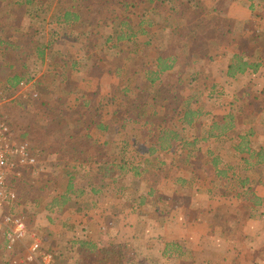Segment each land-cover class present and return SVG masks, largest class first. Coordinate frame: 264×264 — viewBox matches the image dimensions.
Wrapping results in <instances>:
<instances>
[{
	"label": "trees",
	"instance_id": "obj_1",
	"mask_svg": "<svg viewBox=\"0 0 264 264\" xmlns=\"http://www.w3.org/2000/svg\"><path fill=\"white\" fill-rule=\"evenodd\" d=\"M195 1L0 0V84L3 91L8 96H13L21 81L29 84L32 82V76L37 75L34 70L36 65H47L48 70L37 78V84L46 90L51 86L49 96L58 92L59 99L62 96L80 95L76 97L79 103L74 111L62 110L54 104L49 109L48 102L38 95L36 98L15 97L5 107L6 111L10 110L21 117L10 123L14 139L28 140L37 152V157H55L64 165L61 173V178L65 180L64 188L46 204V209L61 213L67 206L81 202L84 193L74 184L80 171L89 165L95 170L93 179L96 187L90 190V208H93L99 201L95 199L96 196L104 189L118 186L126 193L128 186L124 181L128 174L142 177L162 163L164 154L173 149L175 154L185 152L186 158L195 157V160L200 158L201 153V158L213 169L217 180L232 185L233 196L238 201L239 208L251 218L262 215L263 199L256 190L264 183V147L256 148L251 139L258 129L264 132V90L255 96L261 113L257 121L250 120L249 124L238 129L236 121L241 117L239 103L250 96L248 88L238 91L228 103H224L222 91L215 90L214 84L207 86L208 82L202 80V74L191 73L186 79V71L180 69L176 72V84H165L162 80L164 74L176 71L178 65L196 62L192 61L193 56L197 60L209 59L207 52L211 47L233 46L230 34H226L228 26H223L222 21L214 29L207 24L200 35L193 37H189L183 30H177V20L187 18L186 13ZM163 11L166 13L164 20H155ZM166 27L174 35L175 41H184L182 50L185 57L174 49L173 36H169V44L165 49L159 48L157 42L152 41L154 29L163 33ZM57 39L72 41L78 49L76 57L72 53L68 54L69 49L66 47L54 49L53 41ZM244 41L255 44V50L263 51L264 32L253 33ZM188 44L193 45V48L189 50ZM251 47L253 48L252 45ZM258 53L251 55L246 51L230 52L225 70L226 78L237 80L248 74L259 73L264 68V58ZM115 54L124 58L123 66L115 72L116 78L121 80L116 93L122 95L124 101L114 108L113 104H109L112 106L109 110L107 98L101 95L99 88L94 91H79L74 86L73 79L81 73H84L87 80L100 78L104 70H109L101 67L99 61L103 62L107 56ZM156 85H162V90L157 99L150 101L148 89ZM31 89H34L32 85ZM203 97L217 102L222 100L225 114L219 119L210 120L212 115L205 109ZM131 98L134 101L132 113L120 116L123 118L121 128L136 126L145 134L144 140L148 145L144 146V152L149 159H141L142 163L139 164L119 160L114 155L115 146L109 142L110 138L101 141L95 133L98 131L111 137L115 129L111 122L112 116L117 117L120 106ZM149 106L152 110L150 115L141 112L144 107ZM43 109H47L49 113L45 114ZM80 110L99 111L105 115L104 118L102 115L99 118L102 120L93 121L87 117L82 118L84 112L79 114ZM124 112L122 110V114ZM225 140L234 143L232 151L238 159L235 164L223 162L219 149L211 147L212 144ZM125 147L132 149L124 144L121 152L116 154H124ZM258 168L261 171L256 173ZM43 171L39 165L31 179H9L10 189L18 196L8 211L10 214L20 216L17 207L23 204L19 197L21 188H28L23 192L31 194L34 201H38L42 188L33 194V186L26 184ZM41 181L45 187L51 183L47 179ZM230 190L228 189L229 193ZM153 194L151 192L149 197ZM142 201L145 202L146 198ZM63 226L67 227V224ZM68 227L69 230H75L74 223H70ZM66 244L68 245L62 248L61 244L53 240L49 244L41 242L43 250L53 255L55 264L133 263L129 252L132 249L127 251V246L122 243L98 245L97 241L84 235L83 238L73 236ZM174 245L171 246L177 247ZM169 246L170 244H166L163 255L167 253L166 248ZM17 253V250L13 251L12 255Z\"/></svg>",
	"mask_w": 264,
	"mask_h": 264
},
{
	"label": "rangeland",
	"instance_id": "obj_2",
	"mask_svg": "<svg viewBox=\"0 0 264 264\" xmlns=\"http://www.w3.org/2000/svg\"><path fill=\"white\" fill-rule=\"evenodd\" d=\"M11 1L12 0H7V2ZM249 1L250 0H196L194 5L191 6L190 11L186 13L187 18L177 20V30H183L189 37H193L198 34L200 35L207 24H210L212 29H214V26L217 27V23L222 21L223 26H228V32L226 34H230L232 38L231 41L233 42L231 44H233V46L230 47L229 45H224L222 47H211L210 51L207 52L209 59L197 60L196 57L193 56L192 61L196 60V62L178 65L176 71L166 73L162 77L165 84L174 85L177 83L178 79L176 73L177 70H185L187 73L185 75L186 79L191 73L202 74L204 77L202 80H207L208 82L207 86L214 84L216 86L215 90L222 91L224 94L222 98L224 103H228L232 96L238 91L248 88L250 96L239 103L241 117H238L239 119L236 121L238 129H242L244 125L249 124L250 120L257 121L261 113L255 96H258V94L264 90V68H262L257 74H248L237 80H228L225 76V70L228 64V54L230 52L246 51L251 55L259 52L258 54L264 58V49H262L263 51H260V49L255 50V44L253 45L252 43L244 41L247 37L252 36L253 33L264 32V2L263 0V3L261 0H254V6L256 9L249 10ZM169 14L172 16V13ZM165 16L166 13L163 11L155 20H160L162 22ZM73 29L75 30L76 28L74 27ZM152 33L154 34L152 41L157 42L158 47L161 49L167 48V45L169 44V36H173L172 42L175 41L174 35L167 27L163 30V33L160 32V30L158 31V29H154V32ZM183 43L184 41L182 43L175 41L173 44L176 52L180 56L185 57V53L182 50ZM56 46L58 48L65 46L75 57L78 53L76 45L71 42L63 41ZM192 48L193 45H189V50ZM77 58L82 59L80 56H77ZM123 59L122 56L115 54L113 56H107L103 62L99 61L100 66L106 67L109 72L104 70L103 75L98 78V80H94L93 86L90 87L93 89L99 87L102 96L107 98L106 103H108V106L109 104H113V108L117 107L118 103L124 101L122 95L116 93L121 80L117 79L115 76L116 70L123 66ZM34 70L37 72V75L32 76L34 78L32 82H30L34 88L32 90L36 91L40 98L48 102L49 109L52 108L51 105L54 104L55 106H60L62 110H77L79 102L76 100V97H79V94H73L72 96L69 95L66 97L62 96L61 99H59V92L54 95L51 93V96H49L48 93L52 92L51 86L50 89L46 90L43 86L37 84V78L48 70V66L36 65ZM80 78L81 75H78L77 78L74 77L73 84L77 90L83 91L85 84L83 82L80 83ZM161 90L162 85L150 87L148 89V100L152 101L157 99ZM189 91L186 93H189ZM205 93L207 94V92ZM222 100L217 102L214 99L208 100L203 97L202 102L204 103L205 109L210 115H212L210 120L219 119L225 114L224 106L221 105ZM133 102L134 101L131 98L126 104L120 106L117 117L112 116L111 122L115 129L113 130V135L111 137L109 134H100L98 131L95 133L101 138V141L110 138L109 142L115 146L114 155H117L119 160L139 164L140 162L142 163L143 159H149V156L144 152L148 145L144 140L145 134L137 129L136 126H127L125 129L121 128L123 122V118L121 117H123L125 113L127 116L128 114L131 115V106ZM111 107L112 106H109L108 109L110 110ZM83 110L79 111V114L84 112L81 117H87L93 121L102 120L99 118L101 115L104 118L105 115L99 111L85 112ZM122 110L125 111L123 114ZM158 111L162 112L160 109H158ZM43 112L45 114L49 113L47 109H43ZM141 112L145 115H150L152 110L149 106L146 108L144 107ZM7 114L9 117V123L11 124L14 120L21 119L17 113L11 112L10 110H8ZM109 131L111 132L112 130ZM251 143L256 148L264 147V132L260 129L255 131ZM124 144H127L132 149L130 150L125 147V151H123L124 154H116V152H121ZM233 144L234 143L231 141L225 140L218 144H212L211 147H217L219 149L223 162L226 164H235L238 162V159L234 156L232 151ZM203 150H205V148ZM174 152L175 150L172 149V151H168L167 154L165 153L164 157H162L164 159L163 162L150 169L149 173L144 174L142 177H134L133 175L128 174L124 181L126 182L124 184L128 185V191H126V193L118 186H110L107 189H104L103 192L95 198L103 199H99L96 206L93 208H90V190L91 188L96 187L93 179L95 170L90 165L87 166L84 170L80 171L74 184L76 188H81L84 193L81 202L67 206L61 213L49 211L46 209V204L54 196L62 192L64 188L65 180L61 178L64 165L63 163L58 162L55 157L47 159L39 156V165H41V168H43L44 171L34 176V179L26 185L33 186V194L38 193V190L41 188L42 192L39 194L38 201L35 202V198H33L31 194L23 192L28 188L21 185L25 189L22 190L21 188L20 192L18 191L20 195H18L21 197L23 204L18 205L17 213L20 215L19 217L30 226L31 230H33V234L36 235L41 242L45 241L49 244V242L53 240L61 244L60 247L63 248L68 245L66 243H68L73 236L74 238H83L84 235L88 234L90 238L98 242V245H104L112 242L116 235V238H118L119 241L125 242L123 243L125 246H127V242L131 244V240L134 238L140 239L143 242V245H140L136 253L140 254L145 252V249L148 248V246H153V243L150 244L147 242L149 241V237L153 234L158 235L159 233H163L164 226H166L164 233L166 236H170L168 232L169 228H172V226L170 225L168 218L169 215H172V211L181 214L183 221L181 226L182 232L185 234L187 231L188 233L186 236L189 237L191 236L189 232H191L194 224L199 223L201 221L200 219H202L201 216L203 214L200 215V212L203 213L206 209H212L214 212H212V216L210 215L209 217L207 224L208 229L216 233L223 229L224 232L222 236L217 240L214 239V241L209 244L208 248H206V244L204 243L206 241L198 240L196 242L189 241L190 243H183V246H186V248L189 247L190 249L188 256H185L184 262L185 264H192L196 260L198 264H204L203 262L206 261V258H209L211 259V264H225L226 258L220 257L222 254V248L226 244L224 241L236 239L235 242H231L233 244H238V240H242L243 244L248 246V243L251 242L252 235L257 233L256 237L259 239L257 228L260 231L264 230V206L261 207L262 220H252L248 213L239 208V203L233 196L234 193L232 190L234 189L232 188V185L229 186L224 184V182L217 180L213 169L208 163H206V161H203V158H201V153L200 158L195 160V157L192 159L186 158L185 152H181V154H175ZM187 159L189 161H186ZM69 165L72 164L69 163ZM260 171L261 168L256 169V173H259ZM240 173L242 174V171H240ZM81 176L89 179H82ZM29 178L31 179V177H25L23 179ZM42 179L50 180L51 183L45 187L41 181ZM184 182H187V184ZM260 186L259 193L263 192L262 194H264V183ZM228 189H231V193H229ZM115 190H118L116 191L117 193ZM155 190L156 194L149 197V194L155 192ZM141 196L147 197L146 201L143 203H141L140 200ZM170 196H172L174 200H172L170 204H167V200H164V198H170ZM185 196L192 198L199 211L200 209H204L199 212L198 218L193 216L190 218L186 216L187 211H191V207H189L188 204H185ZM95 199L93 200L95 201ZM76 201H79V199ZM98 203L100 204L98 205ZM110 206L116 210H123L116 215V220L119 219L116 227L115 225L112 227V223L115 224V219L112 220L113 215L108 213ZM155 208H157L156 212H154ZM154 217H157V219L160 220H168L169 222L163 221V224H161L162 226L159 227L160 224L156 223L157 221L155 222ZM173 217H170L172 218V221ZM105 219H111L112 223L109 222V224H105L107 221H105ZM132 222L138 225V228H142L146 233L141 234L138 229H132ZM70 223H74L75 230H69L70 227H68V225H70ZM63 224H67V227L63 226ZM209 224L214 227V230L209 228ZM240 228L245 233L242 236L244 238L239 237L240 239H237L234 234H237V230ZM197 242H199L200 245L197 246ZM257 242L260 245L264 243H260L259 240H257ZM156 247L159 254L162 255L163 251H160L159 248H163V245L158 244ZM128 248H130V246H128ZM191 248H193L194 251ZM167 249L168 248H166L167 254H169ZM205 250H208V253H206ZM191 253H195L194 257ZM153 254L148 256V260H143L141 257L137 256L135 258L136 262L134 260V264H158V262L159 264H173V262L162 263L155 258L152 259V257L156 256L158 259L163 257L158 255L157 252H154ZM3 262L12 264L10 259H7L1 254L0 264H4Z\"/></svg>",
	"mask_w": 264,
	"mask_h": 264
},
{
	"label": "crops",
	"instance_id": "obj_3",
	"mask_svg": "<svg viewBox=\"0 0 264 264\" xmlns=\"http://www.w3.org/2000/svg\"><path fill=\"white\" fill-rule=\"evenodd\" d=\"M250 1L248 2V9L249 10L256 9V7L254 6V3H255L254 0H250ZM261 2H262V0H261ZM263 2H264V0H263ZM257 9H259V8H257ZM45 40L49 41L48 38H45ZM63 41H67V40L57 39V41H53V42H55L54 43L55 44L54 49L62 48V47L58 48L56 45L58 43L63 42ZM67 42H69V41H67ZM63 47H65V46H63ZM67 53L69 54L70 50H68ZM80 75H81L80 83L83 82L85 84V87H84L85 91L86 90L87 91H94V90H97L99 88V87L95 88V89L90 88L91 86H93L94 80H98V78L89 79L90 80L89 81L85 78L86 76L84 75V73H81ZM74 77L77 78L78 76H74ZM101 95H102V93H101ZM186 184H187V182H186ZM259 187H261V186L259 185L256 191H257L258 196L263 199L262 206H264V196H263L264 194H262L263 192L259 193ZM154 194H156V190H155ZM144 197L147 199L146 196H141L140 197L141 202H143L142 199ZM175 197H177V196H175ZM185 197H186L184 199L185 204H188V206L191 207V211L188 210L186 216H188L190 218L192 216L198 218L199 212L203 211L204 209H200V211H199L198 207L194 204L192 198L187 197V196H185ZM131 198H133V197H131ZM99 199L101 200L103 198H99ZM164 200H167V204H170L171 201L174 200V198H172V196H170V198L165 197ZM100 203H98V205ZM122 211H121V209L116 210L115 208L110 206L109 212L108 211L107 212L110 213L111 215H113L112 220L115 219V224L112 223L111 219H108L109 221L107 219H105V221L107 220L105 222V224H107V223L109 224V222H111L112 227H114L113 225H115V227H116L117 222H119V219L116 220V215ZM156 211H157V208H155L154 212H156ZM212 212H214L212 209H209V210L206 209L205 212H203V213L200 212V215L203 214L201 216L202 219H200L201 221L199 223L194 224V227L192 228L191 232H189L191 234V236H189V237L186 236L188 233L187 231L185 232V234H183V232H182L181 226L183 224V221H182V216L180 213H176V212L172 211L171 212L172 215H169V218H168L170 222L168 220H160V219H157V217H154L155 222L157 221L156 223L160 224L159 227L162 226L161 224H163V221L170 223V225L172 226V228H169V232H168L170 234V236H166V234L164 233L166 230V226H164L163 227V233H161V234L159 233L158 235L153 234L149 237V241H147V242H149L150 244L153 243V246H148V248L145 249V252L140 253V254H136L140 245H143L142 244L143 242L140 239H136V238L132 239L131 244L129 242H127V251L132 249V251H129V252H131L130 256L132 257V262H133L132 264H134L136 262L135 258L137 256L141 257L143 260H148L147 259L148 256L153 254L154 252H157L158 255L163 256V257H160L158 259V257L156 256V257H152V259L155 258L156 260H159L162 263L163 262H173V264H185L184 259H185L186 255L188 256V252H190V249H189V247L186 248V246H183V243H187L189 241L196 242L198 240H201V241H206L204 243L206 244V248H208L209 244L212 241H214V239L217 240L222 236V234L224 232L223 229H221L218 233L212 232V230L210 231L208 229L207 224H208V220H209L210 215L213 214ZM170 217H173V221H172V218H170ZM261 217H262V215L260 217H257V218H252V220H262ZM132 225H133L132 229L133 228L138 229V231L141 232V234L146 233V232H144V230H142V228H138V225L134 224L133 222H132ZM209 228L214 230V227L210 224H209ZM257 230H258V234H259V239L256 237L257 233L255 235H252L251 242L248 243V246L244 245L242 240H238L239 241L238 244H236V243L233 244L231 242V241L235 242L236 239L224 241L226 244L222 248V251H221L222 254L220 255V257L226 258L225 264H264V243L260 245L257 242V240H259L260 243L264 242V230L260 231L258 228H257ZM237 231H238V233L234 234V235L237 239H240L239 237H242L245 233L242 231L241 228ZM86 236H89V235L86 234ZM242 238H244V237H242ZM112 242L122 243V244L125 243L124 241H119L118 238H116V235H115V239ZM158 244L163 245L164 249L162 247L159 248V250L160 251L162 250L163 252L165 250L166 244H170V246L167 249L169 254H167V253L166 254L164 253L165 255H163V253H162V255L159 254V251L157 250V247H156V245H158ZM174 244L177 245V247L171 246ZM198 245H200L199 242H197V246ZM128 246H130V248H128ZM191 249L194 251L193 248H191ZM205 251H206V253H208V250H205ZM194 254L195 253H191V255H193V257H194ZM3 256L6 257L7 259H10L12 264H31V263H28L24 260H22L23 263H17L16 258L19 257L18 253L14 256L12 255V253L8 254V255L3 254ZM207 256H208V254H207ZM210 258H211V256H210ZM172 259H173V261H172ZM134 260H135V262H134ZM210 262H211V259L206 258V261H204L203 263L204 264H211ZM3 263L7 264L6 262H3ZM158 264H159V262H158ZM192 264H198V262L195 260V262H193Z\"/></svg>",
	"mask_w": 264,
	"mask_h": 264
},
{
	"label": "built area",
	"instance_id": "obj_4",
	"mask_svg": "<svg viewBox=\"0 0 264 264\" xmlns=\"http://www.w3.org/2000/svg\"><path fill=\"white\" fill-rule=\"evenodd\" d=\"M18 96L36 98L37 93L29 83L21 81L15 94L8 96L0 84V255L17 250V263L24 260L31 264H55L53 255L43 250L41 241L30 226L21 217L8 212L18 197L10 189L9 179L32 177L40 163L28 140H17L12 136L5 107Z\"/></svg>",
	"mask_w": 264,
	"mask_h": 264
}]
</instances>
